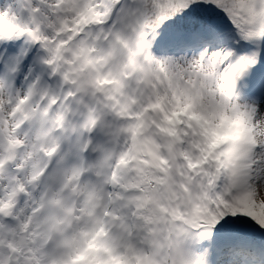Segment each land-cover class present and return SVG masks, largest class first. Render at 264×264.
<instances>
[{
	"label": "snow or ice",
	"instance_id": "6c2138e0",
	"mask_svg": "<svg viewBox=\"0 0 264 264\" xmlns=\"http://www.w3.org/2000/svg\"><path fill=\"white\" fill-rule=\"evenodd\" d=\"M0 264H264V0H0Z\"/></svg>",
	"mask_w": 264,
	"mask_h": 264
}]
</instances>
